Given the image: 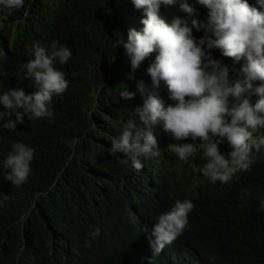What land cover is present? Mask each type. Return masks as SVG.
I'll use <instances>...</instances> for the list:
<instances>
[{
  "label": "trees",
  "instance_id": "16d2710c",
  "mask_svg": "<svg viewBox=\"0 0 264 264\" xmlns=\"http://www.w3.org/2000/svg\"><path fill=\"white\" fill-rule=\"evenodd\" d=\"M195 6L203 21L207 10ZM25 8L0 5V95L36 91L24 67L35 45L58 41L72 55L55 65L69 85L53 96L51 119L0 125V165L12 142L35 149L25 183L11 184L0 168V264H264V151L215 185L202 174V156L181 161L161 151L132 170L108 155L114 130L138 106L119 93L128 87L142 96L121 41L128 29L141 30L143 10L131 0H25ZM164 8L168 17L184 15ZM211 54L225 64L217 49ZM185 199L194 203L187 228L153 256L157 217Z\"/></svg>",
  "mask_w": 264,
  "mask_h": 264
},
{
  "label": "clouds",
  "instance_id": "9594fccd",
  "mask_svg": "<svg viewBox=\"0 0 264 264\" xmlns=\"http://www.w3.org/2000/svg\"><path fill=\"white\" fill-rule=\"evenodd\" d=\"M192 1L131 0L144 18L141 30L128 29L121 46L130 59L127 68L139 75L136 83L142 96L137 98L128 87L119 93L124 100L135 98L138 106L114 130L108 155L132 170L142 169L144 161L161 151L181 161L202 156L198 163L203 176L213 185L227 184L249 169L254 152L264 151V0ZM197 4L207 10L203 21ZM0 5L16 10L25 8V0H0ZM164 6L178 7L184 15L168 17ZM28 14L25 8L24 16ZM193 28L204 35L197 39ZM213 49L226 65L213 58ZM71 55L58 41L49 49L35 45L34 59L24 67L25 79L33 80L36 91L26 94L16 87L0 95L5 109L0 111L2 127L16 129L25 116L53 117V96L63 94L69 85L55 65L67 63ZM10 148L2 155L1 173L19 186L29 177L35 149L21 142L10 143L6 150ZM193 208L191 200H176L157 217L154 239L149 241L153 256L182 235ZM100 231L97 226L88 235L95 239Z\"/></svg>",
  "mask_w": 264,
  "mask_h": 264
},
{
  "label": "bare ground",
  "instance_id": "6f19581e",
  "mask_svg": "<svg viewBox=\"0 0 264 264\" xmlns=\"http://www.w3.org/2000/svg\"><path fill=\"white\" fill-rule=\"evenodd\" d=\"M25 118H27V116H25Z\"/></svg>",
  "mask_w": 264,
  "mask_h": 264
}]
</instances>
